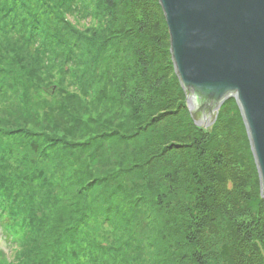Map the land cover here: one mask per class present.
I'll use <instances>...</instances> for the list:
<instances>
[{
    "label": "trees",
    "instance_id": "obj_1",
    "mask_svg": "<svg viewBox=\"0 0 264 264\" xmlns=\"http://www.w3.org/2000/svg\"><path fill=\"white\" fill-rule=\"evenodd\" d=\"M0 239V264H264L238 108L194 123L157 0H0Z\"/></svg>",
    "mask_w": 264,
    "mask_h": 264
},
{
    "label": "water",
    "instance_id": "obj_2",
    "mask_svg": "<svg viewBox=\"0 0 264 264\" xmlns=\"http://www.w3.org/2000/svg\"><path fill=\"white\" fill-rule=\"evenodd\" d=\"M174 73L197 126L233 99L264 200V0H157Z\"/></svg>",
    "mask_w": 264,
    "mask_h": 264
},
{
    "label": "rangeland",
    "instance_id": "obj_3",
    "mask_svg": "<svg viewBox=\"0 0 264 264\" xmlns=\"http://www.w3.org/2000/svg\"><path fill=\"white\" fill-rule=\"evenodd\" d=\"M94 2H96V1H94ZM94 6H96V4ZM113 6H115L114 8H117L116 12L118 11L120 13L121 8L119 7V4L116 3ZM117 15H118V13H117ZM98 16L99 15H95V19L89 18L88 20H85V21H79V20H76L71 15H67L66 19L72 28H75L77 30H85V31L89 30V32L93 36H96V33L94 34L93 32H97L99 29H102L103 26L105 25L104 20L102 21L101 19H99ZM97 34H99V33H97ZM125 50L130 51L131 46L129 44L126 45ZM80 98L82 100V105L80 107V111L78 113H76L75 116H77V117L79 116L83 120H88L89 117L95 118L96 114L93 111H91L89 104H88V102L90 100V95L83 96L81 94ZM125 113H126V110H125ZM0 249H3V251H4L3 252L4 253V259H6L8 262H11L13 260V254H14L13 249L14 248L8 247L7 244L2 239H0Z\"/></svg>",
    "mask_w": 264,
    "mask_h": 264
}]
</instances>
